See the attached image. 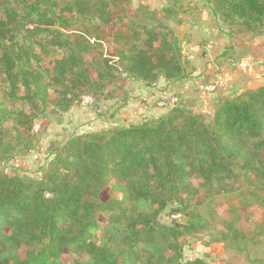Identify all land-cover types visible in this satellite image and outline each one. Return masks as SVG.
I'll return each mask as SVG.
<instances>
[{
	"label": "trees",
	"instance_id": "trees-1",
	"mask_svg": "<svg viewBox=\"0 0 264 264\" xmlns=\"http://www.w3.org/2000/svg\"><path fill=\"white\" fill-rule=\"evenodd\" d=\"M207 2L224 24L264 36V0ZM129 3L0 0V79L7 100L23 102L21 110H8L0 97V123L31 130L44 109L69 111L111 80L116 66L150 85L160 77L186 78L181 47L166 23L177 13L138 23L123 17ZM73 27L79 32L71 33ZM108 37L116 44L117 65L102 51ZM59 52L63 57L43 65L44 56ZM167 110L157 121L69 138L41 180L0 172V264H62L68 256L75 264H208L201 258L183 262L177 242L208 227L191 210L201 192L207 200L222 199L224 215L260 207L252 233L225 222L221 240L234 243L237 253L262 242L264 87L219 100L212 121L181 104ZM236 165L244 188L235 189ZM126 200L145 210L122 209ZM175 203L180 208L173 213L187 211L186 224H160V214ZM114 209L122 211L102 228L97 215ZM107 236L119 251L105 244Z\"/></svg>",
	"mask_w": 264,
	"mask_h": 264
},
{
	"label": "rangeland",
	"instance_id": "rangeland-1",
	"mask_svg": "<svg viewBox=\"0 0 264 264\" xmlns=\"http://www.w3.org/2000/svg\"><path fill=\"white\" fill-rule=\"evenodd\" d=\"M173 1L176 2L175 5L171 3L172 0H130V3L125 8L123 17L126 20H133L138 23L155 24L163 20L165 11L179 8L183 2L189 0ZM166 23L168 24V21ZM108 31L107 29V36L109 35ZM77 32L79 31L73 27L71 33ZM102 51L106 57L117 65V58L114 56L116 44L111 37L103 39ZM63 55L59 52L51 56H44L43 65L48 66L54 59L61 58ZM116 67L117 71L114 72V77L111 80H103L101 88L84 94L81 100L75 102L69 111L64 112L62 109L52 110L53 107L44 109L34 120L31 130L27 131L24 128L14 130L12 129V122L0 123V172L10 176L41 180L54 158V151L61 148L69 138L118 127L110 125L109 119H111V116L119 114L118 108L121 107V102H126L129 98L127 90L130 87L129 82L133 81V78L125 74L118 66ZM185 68L188 73L190 68L188 66ZM8 93L9 90L0 79V97L5 103L4 107H7L8 110H21L23 102L8 101ZM87 98H91L92 101L87 102ZM190 100L180 101L182 108H193L195 113L203 115L207 121H212L218 102L208 103L197 109V104ZM134 105L136 106V104ZM140 107L138 103L134 107L135 114L130 117L133 120L129 125L157 121L149 119L146 121L142 115H139L142 112ZM24 109L26 112L31 111L30 107ZM238 168V165H236V173L238 172L236 175L239 177L240 182L235 185V189L244 188L245 182L244 178H240V170ZM115 193L118 198L123 195V193L121 195L117 191ZM91 199L89 198V200ZM122 206V209L145 210L144 207L129 200L124 201ZM193 206L195 207L191 210H197L207 221L208 227L194 235H184L177 241L182 247L183 262L201 258L208 264H250L251 259H264V234L260 236L262 242L257 241L256 244L243 253H237L234 243L221 240L223 237L221 232L225 230V222H231L242 233H252L256 228L257 218L262 213L260 207L254 206L251 210H242L238 214L224 215L221 213L227 208L224 201L220 198L215 201L207 200L203 192H201ZM179 208L178 203L169 206L160 214L158 222L166 225L173 223L185 225L188 220L187 211H182L179 215L173 213L174 209ZM122 209H114L113 211L97 215L101 227L106 228V219H110L112 214H120ZM115 240L113 236H107L104 241L105 244L112 248H117L116 250L119 251L118 245L120 244ZM135 259H138L137 256H135ZM75 261V257L68 256L63 260L62 264H75Z\"/></svg>",
	"mask_w": 264,
	"mask_h": 264
},
{
	"label": "crops",
	"instance_id": "crops-1",
	"mask_svg": "<svg viewBox=\"0 0 264 264\" xmlns=\"http://www.w3.org/2000/svg\"><path fill=\"white\" fill-rule=\"evenodd\" d=\"M173 12L177 17L167 21L181 47L182 62L190 68L188 76L177 81L160 77L151 85L133 79L129 98L121 102L119 114L110 117V125L130 126L137 103L146 121L162 118L168 112L157 105L162 96H177L181 102L191 99L198 109L264 87V36L224 24L207 0L183 2L167 15ZM207 86H214L215 91L203 90Z\"/></svg>",
	"mask_w": 264,
	"mask_h": 264
},
{
	"label": "built area",
	"instance_id": "built-area-1",
	"mask_svg": "<svg viewBox=\"0 0 264 264\" xmlns=\"http://www.w3.org/2000/svg\"><path fill=\"white\" fill-rule=\"evenodd\" d=\"M203 90L208 91V92H213L215 91L214 86H207L204 87ZM87 102L92 101L91 98H87ZM180 98L177 96H162L160 100L158 101V107L162 109H172L180 104Z\"/></svg>",
	"mask_w": 264,
	"mask_h": 264
}]
</instances>
